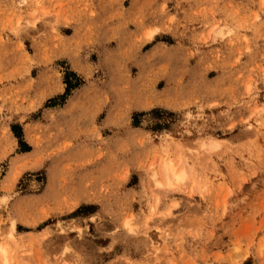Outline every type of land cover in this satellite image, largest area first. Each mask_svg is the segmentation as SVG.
<instances>
[{
	"label": "rangeland",
	"instance_id": "rangeland-1",
	"mask_svg": "<svg viewBox=\"0 0 264 264\" xmlns=\"http://www.w3.org/2000/svg\"><path fill=\"white\" fill-rule=\"evenodd\" d=\"M2 247L264 264V0H0Z\"/></svg>",
	"mask_w": 264,
	"mask_h": 264
},
{
	"label": "bare ground",
	"instance_id": "bare-ground-1",
	"mask_svg": "<svg viewBox=\"0 0 264 264\" xmlns=\"http://www.w3.org/2000/svg\"><path fill=\"white\" fill-rule=\"evenodd\" d=\"M162 170H163L164 179H165V181H166L168 186L172 185L174 181L175 182H180L184 178V170H182V171L180 170V172H176L175 167L170 162H165L163 164V169ZM9 229L10 230H9L8 236L9 237H13V235L15 233V224H14V222L11 223V226H10ZM4 248L5 247H2L0 249V252H1V256L3 257V259H2L3 263L4 264H8ZM21 264H25V263L22 262Z\"/></svg>",
	"mask_w": 264,
	"mask_h": 264
},
{
	"label": "trees",
	"instance_id": "trees-1",
	"mask_svg": "<svg viewBox=\"0 0 264 264\" xmlns=\"http://www.w3.org/2000/svg\"><path fill=\"white\" fill-rule=\"evenodd\" d=\"M66 83H67V88H66V94H68L69 93V91L71 90V89H73V88H75L77 85L75 84V85H72L70 82H69V80H68V78H67V76H66V81H65ZM134 123L135 124H137L138 123V118H137V115H134ZM15 129V128H14ZM15 133H16V129H15ZM17 135V137H21V134L20 133H17L16 134ZM30 148L28 147L26 150H29Z\"/></svg>",
	"mask_w": 264,
	"mask_h": 264
},
{
	"label": "crops",
	"instance_id": "crops-1",
	"mask_svg": "<svg viewBox=\"0 0 264 264\" xmlns=\"http://www.w3.org/2000/svg\"><path fill=\"white\" fill-rule=\"evenodd\" d=\"M123 22V21H122ZM75 129L78 131V134H76L75 136H72V139L75 141H78V135H80V133H82V128H83V125H79V124H75L74 125ZM81 141V140H80Z\"/></svg>",
	"mask_w": 264,
	"mask_h": 264
}]
</instances>
